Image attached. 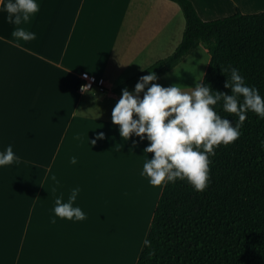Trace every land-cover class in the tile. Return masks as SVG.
<instances>
[{
  "label": "crops",
  "instance_id": "1",
  "mask_svg": "<svg viewBox=\"0 0 264 264\" xmlns=\"http://www.w3.org/2000/svg\"><path fill=\"white\" fill-rule=\"evenodd\" d=\"M189 1L205 22L264 12ZM185 30L171 0H0V264H137L211 56L127 83Z\"/></svg>",
  "mask_w": 264,
  "mask_h": 264
},
{
  "label": "trees",
  "instance_id": "2",
  "mask_svg": "<svg viewBox=\"0 0 264 264\" xmlns=\"http://www.w3.org/2000/svg\"><path fill=\"white\" fill-rule=\"evenodd\" d=\"M171 1L186 18L181 44L127 86L198 44L211 59L137 264H264V12L205 22Z\"/></svg>",
  "mask_w": 264,
  "mask_h": 264
},
{
  "label": "built area",
  "instance_id": "3",
  "mask_svg": "<svg viewBox=\"0 0 264 264\" xmlns=\"http://www.w3.org/2000/svg\"><path fill=\"white\" fill-rule=\"evenodd\" d=\"M94 89L104 90L101 79L93 75H83L79 78L77 83V91L79 93H86Z\"/></svg>",
  "mask_w": 264,
  "mask_h": 264
},
{
  "label": "bare ground",
  "instance_id": "4",
  "mask_svg": "<svg viewBox=\"0 0 264 264\" xmlns=\"http://www.w3.org/2000/svg\"><path fill=\"white\" fill-rule=\"evenodd\" d=\"M123 202H126V201H123ZM128 202H130V201H128ZM130 206H131V205H130ZM131 210H132V209H131ZM131 210H130V211H131ZM136 218H137V217H136ZM137 220H138V219H137ZM139 220H140V219H139Z\"/></svg>",
  "mask_w": 264,
  "mask_h": 264
}]
</instances>
